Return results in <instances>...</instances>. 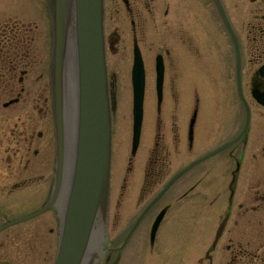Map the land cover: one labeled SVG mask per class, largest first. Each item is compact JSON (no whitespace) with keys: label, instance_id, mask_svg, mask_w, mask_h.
Segmentation results:
<instances>
[{"label":"flooded vegetation","instance_id":"af4514ba","mask_svg":"<svg viewBox=\"0 0 264 264\" xmlns=\"http://www.w3.org/2000/svg\"><path fill=\"white\" fill-rule=\"evenodd\" d=\"M219 2L220 8L217 4L215 6L212 0H165L161 2L164 6V16L158 21L157 0H104L106 45L112 49L115 46L114 43L118 44L119 33L116 28L120 26L125 31L129 23L131 53L134 47L138 49L144 66L145 81V55L151 47L157 45L158 22L162 23L161 26L165 31V46L161 47L163 50L155 51V58L157 55L162 56L164 79L160 110H158L157 102V108H155V115H157L154 120L153 146L149 150L148 167L144 172L148 175L147 178H143L137 198L138 203L142 201V205L129 227L123 231L122 235H119L118 244L108 241L110 251L105 259L106 264H113V261L118 259L136 227L144 220L147 213L155 209L154 205L174 183L173 181L165 190L163 186L158 193L145 201L144 194L146 195L152 186L162 179L165 162L170 152L168 142L177 146L182 140L181 136H185L189 144L188 149L193 148L194 128L202 99L196 95L195 91L190 98L187 89V69L191 57L195 59L203 57L204 63L207 64L208 61L210 66L216 63L217 58L222 69L220 77L219 73L216 75V154L230 148L228 161L231 160L234 163V169L228 170L230 173L227 182L229 198L231 199L237 191L238 175L244 166L241 151H249L251 157L260 153L261 156L263 155L261 161L264 165V0H243L244 4L241 3L242 0H219ZM189 3L199 10L196 21H189ZM44 8V0H0V95L9 93L10 96L7 101L2 98L3 105L19 102L25 92L24 88L32 83L37 86L38 83L43 82L42 76H44L47 61L43 62L38 48V37L42 35L41 22L44 21ZM221 9L227 24L222 18ZM205 12L206 16H204ZM194 23H199L202 38L197 42L190 34L191 30L195 29ZM204 25L207 32H204ZM222 52L223 56H221ZM195 59H191L192 63ZM34 70L37 72V77H29V71ZM218 70L220 72V67ZM219 78L222 80L219 81ZM16 86L19 88L18 91H15ZM190 99H192L191 106ZM163 101L165 105L162 116ZM189 108L190 111H188ZM193 115H196L191 128L193 138L189 140ZM224 115L228 116L226 123H229L232 131L228 137L223 136L225 128L224 125L221 126ZM32 117L29 116L28 119L30 124L22 123L21 126L15 124L11 129V134L8 135L11 147L5 150L6 158L0 160V264H16L10 261V258L16 254L18 248H27L30 244H35L44 250L48 242L43 239L44 235L39 236L40 232L44 233L47 230L49 234H53V244L57 241L58 224L53 216V227L48 226L50 218L45 215L51 212V208L18 221L43 207L50 185L47 175L40 172V169L36 173H28V167L34 172L36 170L37 166H34L36 162H30L29 157L33 159V156L38 155L42 144L41 139H43L42 131H36L35 128L43 126L41 119L44 115ZM50 125L52 127L51 118ZM231 140L234 141L217 151L220 146ZM20 142L23 143L21 151L17 147ZM237 148L240 149L236 152ZM10 153L18 156V159H10ZM24 156H26L25 159H23ZM249 199L251 201L249 200L245 211L230 215L234 228L231 230L234 231V235L223 243L229 251L225 264H264V251H259L261 240L256 241L254 244L258 246H255L251 239H241L237 236L241 230L235 231L240 224L238 218L249 211L264 217V186L254 189ZM162 210L164 214L160 224L168 210V204L162 206L159 212ZM244 221V230L246 224L248 227L253 226L250 219ZM222 223H220L221 227L218 225L216 244L213 243L209 247L213 251L215 250L213 247L217 246L219 237H222L221 233L224 231L226 222ZM253 223L264 227V218H257ZM32 233H36L41 240L34 239L31 243L23 240V236H32ZM156 237L155 235L153 240L149 238L150 250L156 246ZM258 242L259 244H256ZM209 249L205 252L209 264H212L213 258ZM46 256L47 253H43L39 260H44Z\"/></svg>","mask_w":264,"mask_h":264},{"label":"rangeland","instance_id":"374dc122","mask_svg":"<svg viewBox=\"0 0 264 264\" xmlns=\"http://www.w3.org/2000/svg\"><path fill=\"white\" fill-rule=\"evenodd\" d=\"M162 1L165 0H157L158 21L160 17L164 16ZM44 3L46 4V0H44ZM241 3L244 4L243 0ZM206 15L207 13L205 12L204 16ZM198 16L199 10L192 3H189V21H196ZM43 20L41 22L42 35L38 37V48L41 51L43 62L47 61L44 76H42L43 82L38 83L39 85L36 84L37 86L33 85V83L30 84V86L24 88V97L22 95L19 102L7 106L3 105L2 98L4 101L10 99L9 93L0 95V160L6 158L7 153L5 150L11 147L8 135L11 134V129L14 128L15 124H18V126H21L22 123L30 124L31 122L28 120L29 116L37 118L36 115H44V118L41 119L43 120V126L35 128L36 131L41 130L43 133L39 153L37 156H33V159L29 157L30 162H36L34 166L38 168L36 167L34 172L28 167V173H36L40 169V172L47 175V180L51 183L54 177L55 141L54 127L50 125L51 109L47 70L49 66L50 43L46 8H44ZM161 24L158 22L157 25L156 47H151V50L146 52L145 55L146 87L143 103L144 118L139 145L133 156L130 153L132 128L130 68L132 53L130 49L131 32L129 23H127V28L124 27L126 28L125 31L120 26L116 28L119 33L118 44L114 43L115 46L112 49L106 45V69L111 114L107 237L108 241L110 240L115 245L118 244L117 242L120 239L119 235H122L124 233L123 231L129 227L135 218V214L142 205V201L138 203L139 200L137 198L139 197L138 193L143 178H147L148 175L146 173L144 174V172L148 167L149 150L153 146L154 120L157 115H155L157 105L154 87L155 51L163 50L161 47L165 46V31ZM198 24L194 23L193 27L195 29L190 32L196 42L202 39ZM206 29L204 25V32H207ZM221 56H223V52ZM191 59L195 58L191 57L189 60L187 89L190 98L195 91L196 95L202 99L194 128V139H192L193 148L188 149L189 144L185 136H181L182 140L179 141L177 146L175 144L172 145L170 141L168 142L170 152L168 160L165 162L162 179L157 181L146 195L144 194L145 201L150 199L155 193H158L166 185L165 183L171 181L173 175L179 173V171L181 173L183 168L197 159L196 157L216 147V75L219 73L220 77L222 69L218 64L217 58L216 63L214 62L211 66L208 61L207 64L204 63L203 57H200V60L195 59L193 63ZM218 67H220V72ZM35 76L37 77L35 70L29 71V77L32 78ZM220 80L222 79L219 78ZM14 88L15 91L19 90L17 86ZM71 103L70 96H66L65 110H67L66 122L68 125L69 122L71 123L73 117L71 115L72 110L70 109L71 107L73 108ZM189 104L190 106L192 105V99H190ZM164 105L165 101L161 104L162 116L164 113ZM190 108L188 111H190ZM227 117V115H224V119L221 120V126L224 125L225 128H223L225 131L223 136L226 137L232 133L231 128H229V123H226ZM13 146L15 147L14 143ZM17 147L21 151L23 143L20 142ZM238 149L240 148H237L236 152ZM229 150L230 148L218 154L215 153L210 157L208 156L178 176L174 180V183L166 190V193L162 195L159 202L154 205L155 209L147 213L144 220L136 227L130 241L122 249L123 251L118 259L113 261V264H209V259L206 257L207 253L205 251L213 243L216 244L218 225L226 222L223 227L224 231L221 233L222 237H219L220 240L217 246L213 247L215 250L209 249L210 255L213 258L212 264H225V260L229 256V251L223 246V243L231 239L234 235V228L231 224L232 217L230 215L238 211H245L247 205H249V200L251 201L249 198H251L254 189L264 186V165L261 161L263 155L261 156L258 153L255 157H251L249 151H241L244 166L238 175L237 191L231 199L229 198L227 182L230 178V173L228 170L234 169V163L231 160L228 161ZM10 155V159H18V156L12 153ZM25 158L26 156L23 157V159ZM34 187L36 186L34 185ZM166 204H168V210L157 231L156 246L150 250V224L153 218L159 213V209ZM45 215H48L50 218L48 226L53 227V216L58 221L57 216L55 217L56 207ZM257 218L264 217L250 213V211L243 214V216L238 218L240 224L236 227L235 231L237 229L241 230L240 233H237V236L241 239H251L253 245H255L254 243L256 241L261 240L259 251H264V227L257 226L253 223ZM245 219H250L253 226L248 227L246 224L244 230L243 224L245 223ZM100 230L101 227L94 232V235H98ZM42 235H44L43 239L48 242L44 250H42V247L38 248L37 245L30 244L27 248H18L16 254H13V257L10 258V261L16 264H53L57 243L53 244V234H49L47 230L44 233H39V236ZM39 236L36 233L32 236L25 235L23 236V240L31 243L34 239H40L41 237ZM256 244H259V242ZM43 253H47L46 258L39 260ZM103 257L101 259L99 258L96 264H106Z\"/></svg>","mask_w":264,"mask_h":264},{"label":"water","instance_id":"95a60500","mask_svg":"<svg viewBox=\"0 0 264 264\" xmlns=\"http://www.w3.org/2000/svg\"><path fill=\"white\" fill-rule=\"evenodd\" d=\"M218 7L219 0H213ZM49 21V83L54 124L53 182L44 206L23 221L56 207L59 236L54 264H96L107 250V216L111 152V114L103 34V0H46ZM222 18L227 24L223 14ZM156 91L162 98L163 62L156 58ZM72 79L74 97L70 91ZM132 80V154L135 153L143 114L144 70L134 50ZM74 110L67 124L66 96ZM7 104V103H6ZM195 117V115H193ZM191 119L190 128L194 122ZM74 123L70 180L62 207L57 206L63 179L66 139ZM191 132V131H190ZM191 134V133H190ZM164 210L155 218L153 240ZM98 235H94L100 229Z\"/></svg>","mask_w":264,"mask_h":264},{"label":"bare ground","instance_id":"6f19581e","mask_svg":"<svg viewBox=\"0 0 264 264\" xmlns=\"http://www.w3.org/2000/svg\"><path fill=\"white\" fill-rule=\"evenodd\" d=\"M105 38V36H104ZM70 81V84H69V88H70V91L72 90V96L74 97V88L72 87V82L73 80L72 79H69ZM70 96V99H71V94H69ZM72 106L73 108L71 107L70 109L74 110V102H73V99H72ZM74 123L72 122V124L69 126V131H67V139H66V157H65V165H64V173H63V179H62V184H61V188H60V194L58 196V200H57V206L60 208L63 206V203H64V198L66 197V192H67V189H68V186H69V180H70V170H71V167L69 166V162H70V158H71V148H72V138H73V133H74ZM110 249L107 248V250L103 253L104 256H107V254L109 253Z\"/></svg>","mask_w":264,"mask_h":264}]
</instances>
